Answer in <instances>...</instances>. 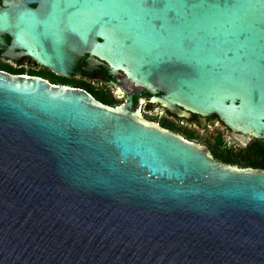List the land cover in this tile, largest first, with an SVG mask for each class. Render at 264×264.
<instances>
[{
  "label": "water",
  "instance_id": "obj_1",
  "mask_svg": "<svg viewBox=\"0 0 264 264\" xmlns=\"http://www.w3.org/2000/svg\"><path fill=\"white\" fill-rule=\"evenodd\" d=\"M0 264H264V170L145 120L264 141V0H0Z\"/></svg>",
  "mask_w": 264,
  "mask_h": 264
},
{
  "label": "flooded vegetation",
  "instance_id": "obj_2",
  "mask_svg": "<svg viewBox=\"0 0 264 264\" xmlns=\"http://www.w3.org/2000/svg\"><path fill=\"white\" fill-rule=\"evenodd\" d=\"M13 70H15V71L24 70L25 75L26 74H38V75H43L45 77L46 76L50 77V78L52 77L56 80V82H55L56 84H60V81L65 80L67 82L65 84L67 86H72V87L74 86V87L82 88L83 85H87V84L96 85V86H98L96 89L98 91H101L105 95H108L109 98L112 97L110 95V93H113L114 95H116V97H122L123 98L122 101H120L117 105H114V100H113L112 107L119 106V105L125 103V101H126V94L123 90L120 89L119 86L113 87L110 85H106L100 79L86 78V77H84L78 73L71 74L69 77H61V76L55 75L50 70L41 66L40 64H38L36 61L32 60L29 57L23 56L20 61H17V60L8 58V57L0 56V71L11 74L13 72ZM12 75H17V74L13 73ZM107 87H109L111 89L110 93L107 92ZM138 97H139V99H138V104H139L138 112L140 113V115L147 121L157 123L161 128H163L165 130H169V131L181 136L182 138H184L182 135H180L179 129H176L177 127L183 129V127H181L180 124L185 125L187 127H191V128L200 127L195 121H190V120H186V119H182V118L169 116L162 111H156L157 114L160 113V116H161L160 120H157V121L151 120L147 116L148 112L145 111L146 104L150 103L151 101L150 100H147V101L144 100L143 92H140ZM176 124H178V125H176ZM209 127H212V129L218 128L221 130V133H216L214 135L213 139H214V143L220 144V145H217L218 146L217 149H219L220 153L224 154V155H227V153H230L231 151H233L232 149L237 147V146L244 145L245 147H247V145H249L254 140L251 137H245V136H240L238 134L228 133L227 131H225L221 127L220 123L217 121H214L213 123H211L209 121L205 122L204 127H200V128L205 129V128H209ZM183 133L187 134V132H183ZM223 136H227L229 138V141L227 142V144H225V142H223V143L221 142ZM185 140H187V139H185ZM187 141L196 143L192 139H189ZM205 147L209 150V153H210L212 159L216 163H220V164L226 166V164L222 163V161H220L219 159H216L214 157V153H217V152L211 146H205Z\"/></svg>",
  "mask_w": 264,
  "mask_h": 264
},
{
  "label": "trees",
  "instance_id": "obj_3",
  "mask_svg": "<svg viewBox=\"0 0 264 264\" xmlns=\"http://www.w3.org/2000/svg\"><path fill=\"white\" fill-rule=\"evenodd\" d=\"M13 73L17 75H25L24 70H19V71L13 70L11 74ZM26 75L40 77L42 79L47 80L51 84L67 86L65 84L67 83L65 80L60 81V84H56L55 83L56 80L52 77L51 78L47 76L45 77L43 75H38V74H26ZM75 88H79V87H75ZM79 89L86 91L94 99H96L102 104H105L107 106H111L110 104H112L111 98H109V96L107 97L104 93L98 91L97 89H94L89 84L83 85L82 88ZM185 135H186L185 139L187 140L193 139V137L190 136L189 134L185 133ZM214 157L216 159H219L220 161H222V163L226 165H230V166L238 165L240 168L243 169L250 168V169L264 170V141L254 139L243 150H239L238 152H234V153H232L231 151L230 153H227V155L214 153Z\"/></svg>",
  "mask_w": 264,
  "mask_h": 264
},
{
  "label": "rangeland",
  "instance_id": "obj_4",
  "mask_svg": "<svg viewBox=\"0 0 264 264\" xmlns=\"http://www.w3.org/2000/svg\"><path fill=\"white\" fill-rule=\"evenodd\" d=\"M91 87H93L94 89H96L98 86L96 85H93V84H89ZM110 88L107 87V92L110 93ZM110 95L112 96L111 98V101L113 103V100H114V105H117L120 101H122V97H116V95H114L113 93H110ZM108 97V95H106ZM112 107L113 104H110ZM147 116L151 119V120H160L161 119V116H160V113H147ZM178 125V124H176ZM182 128H176V129H179V133L180 135H182L184 138L186 137L185 133L183 132H187V134H189L190 136L193 137V141L196 142L197 144L199 145H203V146H211L218 154H221L219 149H217V145H220V144H216L214 143V135L216 133H221V130L216 128V129H212V127H209V128H205V129H202L200 127H196V128H191V127H187L185 125H182L180 124ZM187 128V129H186ZM229 141V138L227 136H223L222 137V143L225 142V144H227V142ZM221 143V144H222ZM244 148H246L244 145H240V146H237L235 148H233L232 150V153L234 152H238L239 150H243ZM228 167H231V168H238V169H243V168H240L238 165H233V166H230V165H226Z\"/></svg>",
  "mask_w": 264,
  "mask_h": 264
}]
</instances>
